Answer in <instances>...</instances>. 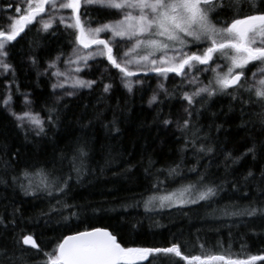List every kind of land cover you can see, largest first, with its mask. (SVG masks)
Instances as JSON below:
<instances>
[{
    "label": "snow or ice",
    "instance_id": "1",
    "mask_svg": "<svg viewBox=\"0 0 264 264\" xmlns=\"http://www.w3.org/2000/svg\"><path fill=\"white\" fill-rule=\"evenodd\" d=\"M93 12H101L108 18L95 20ZM226 12L231 13V19L224 18ZM0 20L3 21L0 25V74H11L12 83H15V68L10 63L12 47L32 24L37 25V32L52 36L62 27L70 45L68 53L61 51L47 63L43 73L39 72L37 57L28 55L39 75L56 78L51 85L54 92L66 87L92 90L99 85L102 93L108 94L113 88V80H119L129 94H134L147 83L144 77L156 78V88L148 98V107L157 106L156 119L166 129L175 125L181 134L176 137L181 141L178 149L181 154L191 150L196 165L202 158L209 159L204 172L193 166L191 171L197 174L193 182L174 189H162L159 185L163 181L157 179L154 184L157 192L141 201L145 211L208 202L226 190L228 183L234 191H240L242 185L254 184L262 194L259 199L249 197L246 205L233 203L214 212L225 217L264 219V167L259 169V178L251 167L240 181L232 173L246 157L250 156L253 161L264 159V0H18L0 8ZM101 60H106L107 65L116 70L113 76L105 66L104 71L109 74L107 83L103 74L100 80L79 77L85 69L99 66L89 64V61ZM60 63H63V69L58 67ZM205 73L210 75L201 79ZM170 76L172 89L166 87ZM175 78H179V82ZM15 91L23 98V109L20 112L14 110L10 89L2 98V106L14 117L16 127L24 132L25 139L30 133L36 137L46 136L47 127H55L59 119L55 106L45 107V118L32 108L30 93H20L19 85ZM75 94V91L63 92L66 96ZM217 97L229 98V114H235L238 127L248 131L255 129L259 133L244 152L238 155L230 151L223 153V160L217 162L225 173L220 183L208 179L217 152L211 132L219 133L223 129V123L215 124L217 113L211 112L209 107ZM165 100L181 102L175 119L171 113L168 117L161 116L159 106ZM206 113H210L213 120L208 125V132H202L199 118ZM113 128L119 131L114 121ZM88 156L87 142L77 141L70 154H60L59 169L56 163L51 168L25 165L17 173L11 161L0 160L3 173L12 169L11 185L4 174H0V184L18 187L34 200L51 198L48 209L41 211L40 218L30 221L24 220L21 209L14 204L10 212L9 206H4L5 214H0V235L10 231L12 244L0 242V264H17L18 261L30 264L23 259L25 247L43 254V258L38 257L31 264H144L145 261L152 264L150 257L161 254L174 256L185 264H257L264 261V255L245 254L243 245L240 253H233L230 246L208 248L203 243L198 245L200 251L197 253L194 251L196 245L188 242L183 245L172 242L166 247L122 246L115 235L99 228L54 239L51 249L45 250L27 224L41 225V218L47 217L41 226L48 228L54 218L64 224L79 218L76 211H67L76 208L67 197L71 182L80 183L88 174ZM65 159L69 165L67 172L62 168ZM151 164L149 161V166ZM160 171H167L168 177L181 175L183 156L175 166ZM243 195L247 197L248 193L245 191ZM218 247L223 251L217 252ZM17 251L21 253L19 257Z\"/></svg>",
    "mask_w": 264,
    "mask_h": 264
},
{
    "label": "trees",
    "instance_id": "2",
    "mask_svg": "<svg viewBox=\"0 0 264 264\" xmlns=\"http://www.w3.org/2000/svg\"><path fill=\"white\" fill-rule=\"evenodd\" d=\"M7 4L15 3L0 0V8ZM92 15L99 21L108 18L101 12H93ZM224 18L231 19V13L226 12ZM2 24L3 21L0 20V25ZM36 27V24L27 26L25 33L17 38L18 43L12 47L10 63L15 68V83H12L11 74H0V160L11 161L13 169L18 173L25 165H46L51 168L56 163L59 169L60 154H70L77 141H86L89 152L88 174L80 183L75 180L71 182L72 188L67 197L68 202L76 205L75 209L67 211H76L79 218H72L67 224L58 223L54 218L48 228L41 226L43 219L47 217L41 218V225L27 224V228L35 232L42 248L50 250L54 239L99 228L115 235L122 246L166 247L172 242L181 245L188 242L196 245L194 251L197 253L201 243L208 248L216 245H222L223 248L230 246L233 253H240L243 245L245 254L264 255V219L225 217L214 212L215 209L233 203L246 205L249 197L259 199L262 194L254 184L242 185L240 191H234L231 183H228L225 185L226 190L208 202L201 201L182 208L145 211L141 201L157 192L154 188L157 179L163 181L159 185L162 189H174L197 179L196 172L191 171L196 165L191 150L183 154L178 151L181 141L176 137L181 134L176 131L175 125L166 129L156 119L157 106L148 107L147 101L154 90L156 78L144 77L147 83L143 88H137L134 94H129L119 80H113V88L108 94L102 93L101 87L97 85L92 90H83L73 96L55 98L51 86L52 77L39 75L28 60V55L34 54L37 57L39 72L43 73L47 63L61 51L68 53L70 45L62 27L55 36L37 32ZM63 60L62 56L61 61ZM97 64L98 67L93 66L84 72L83 77L100 80L103 74V80L107 83L109 74L104 71L105 66L113 76L116 70L111 69L106 60L92 63ZM249 68L255 70L252 65ZM150 75L154 77V74ZM208 75L210 73H205L201 79ZM175 79L179 82V78ZM17 85L20 93L31 94L32 108L43 117H47V112L44 111L46 106H55L57 109V125L48 126L46 136L36 137L30 133L25 139L24 132L16 127L14 117L2 106V98L9 89L14 103H21L22 96L15 91ZM166 87L173 88L172 76L166 82ZM180 103L179 100H165L159 106L162 109L161 116L168 117L171 113V117L175 119ZM229 104L228 97H217L209 105L211 112L217 113L215 124L223 123V129L219 133L215 130L211 132L217 152L216 158L212 160L208 179L217 183L225 176L223 166L217 163L223 160V153L230 151L238 155L259 135L255 129L248 131L238 127L239 120L235 114H229ZM14 109L19 110V107L14 106ZM212 120L210 113L199 118L202 132H208V125ZM113 121L115 127L119 128L118 132L113 128ZM182 156L181 175L168 177L167 171H160L175 166ZM208 159L205 157L200 160L199 165H196L198 171L204 172ZM149 161L152 162L151 166ZM249 167L259 178V169L264 167V159L253 161L250 156L246 157L232 170L234 178L240 181ZM62 168L65 172L68 171L67 159L63 161ZM11 172L12 169L7 174L3 173V165H0V174L6 176L9 185ZM232 173L229 174L230 180L233 178ZM245 191L248 193L247 197L243 195ZM50 199L34 200L25 196L18 187L0 184V214H5V205L9 206L10 212L11 205L14 204L21 209L24 220L30 221L40 218L41 211L48 209ZM52 203L55 201L52 200ZM11 235L10 231L0 235V242L11 246ZM223 248L215 250L220 252ZM181 250L185 251L183 247ZM25 253L23 259L30 264L38 257L43 258L42 253L37 254L36 250L27 247ZM20 255V251H17L16 256ZM150 260L152 264H185L174 256L165 257L163 254L150 257ZM17 264H21V261ZM257 264H264V261H258Z\"/></svg>",
    "mask_w": 264,
    "mask_h": 264
},
{
    "label": "rangeland",
    "instance_id": "3",
    "mask_svg": "<svg viewBox=\"0 0 264 264\" xmlns=\"http://www.w3.org/2000/svg\"><path fill=\"white\" fill-rule=\"evenodd\" d=\"M9 1H11V2H13V3H17L18 2V0H9ZM24 6H26V5H24ZM95 62H97V61H89V64H92V63H95ZM58 67L59 68H61V69H63L64 68V65H63V63H60L59 65H58ZM88 71V69H85L84 71H82V72H80L78 75H79V77L80 78H83V79H86V78H84L83 77V74H84V72H87ZM255 71V70H254ZM0 73H2V70H0ZM3 75V74H2ZM249 77H251V74L250 75H248ZM63 78H61V80H62ZM56 82V78L55 77H52V83H55ZM156 83H157V81H156ZM156 88V84H155V87H154V89ZM83 90H87V89H71L70 87H66L65 89H57L55 92L53 91V94H54V97L55 98H58V97H69V96H66V95H63V92L64 91H75V93H78V92H80V91H83ZM7 94V93H6ZM73 96V95H72ZM22 101H23V98H22ZM21 101V103H19V104H15V103H13V108H14V106H18L19 107V110H15L16 112H20L22 109H23V107H24V105H23V102ZM6 110V109H5ZM6 112H8L7 110H6ZM8 114H9V112H8ZM12 116V115H11ZM190 205H192V204H188V205H186V206H190ZM167 208V207H166Z\"/></svg>",
    "mask_w": 264,
    "mask_h": 264
},
{
    "label": "water",
    "instance_id": "4",
    "mask_svg": "<svg viewBox=\"0 0 264 264\" xmlns=\"http://www.w3.org/2000/svg\"><path fill=\"white\" fill-rule=\"evenodd\" d=\"M95 230V229H94ZM102 230H104V229H102ZM89 231H93V230H89ZM107 231V230H106ZM72 235H74V234H72ZM148 262L147 261H145L144 262V264H147Z\"/></svg>",
    "mask_w": 264,
    "mask_h": 264
}]
</instances>
